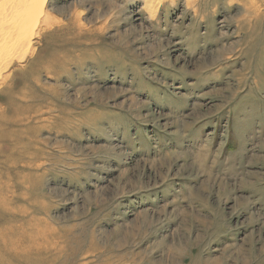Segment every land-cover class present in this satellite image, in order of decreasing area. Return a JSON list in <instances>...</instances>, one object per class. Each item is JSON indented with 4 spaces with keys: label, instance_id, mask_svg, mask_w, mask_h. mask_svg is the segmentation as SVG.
I'll return each instance as SVG.
<instances>
[{
    "label": "rangeland",
    "instance_id": "1",
    "mask_svg": "<svg viewBox=\"0 0 264 264\" xmlns=\"http://www.w3.org/2000/svg\"><path fill=\"white\" fill-rule=\"evenodd\" d=\"M46 11L0 79V264H264V0Z\"/></svg>",
    "mask_w": 264,
    "mask_h": 264
},
{
    "label": "bare ground",
    "instance_id": "2",
    "mask_svg": "<svg viewBox=\"0 0 264 264\" xmlns=\"http://www.w3.org/2000/svg\"><path fill=\"white\" fill-rule=\"evenodd\" d=\"M47 1L0 0L2 5L0 7V79L6 80L5 78L10 77L4 73L10 66L12 50L19 51V48L26 46L25 53H21L22 59L30 52V38L34 36L35 29L41 26L40 23H46L49 20L48 12H45ZM9 120L16 122L14 116H11Z\"/></svg>",
    "mask_w": 264,
    "mask_h": 264
}]
</instances>
